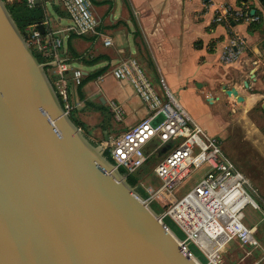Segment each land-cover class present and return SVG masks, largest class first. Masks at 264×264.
Wrapping results in <instances>:
<instances>
[{
  "label": "water",
  "instance_id": "95a60500",
  "mask_svg": "<svg viewBox=\"0 0 264 264\" xmlns=\"http://www.w3.org/2000/svg\"><path fill=\"white\" fill-rule=\"evenodd\" d=\"M133 192L69 119L0 0V264H202Z\"/></svg>",
  "mask_w": 264,
  "mask_h": 264
},
{
  "label": "built area",
  "instance_id": "2783aa9c",
  "mask_svg": "<svg viewBox=\"0 0 264 264\" xmlns=\"http://www.w3.org/2000/svg\"><path fill=\"white\" fill-rule=\"evenodd\" d=\"M26 1L32 6L36 0ZM62 6L70 20L65 31L75 35H103L97 30L98 21L92 13L90 0H62ZM258 20L259 16L251 13L245 2H241L239 7L220 6L213 17L215 23L228 27L239 21ZM39 25L44 27V33L40 32L38 24H29L22 34L29 47L44 57L52 58L51 63L55 64L54 90L68 114L72 108L69 83L74 86L80 84L83 72L74 69L70 76L67 75V64L59 60L62 40L50 31L47 20ZM102 41L105 46L112 44L106 36ZM244 45V39L239 36L230 37L221 59L225 63L233 61ZM111 74L132 86L146 113L113 140L103 141L102 150H107L117 169L120 167L131 175L138 172L152 154L159 157L152 169L158 186L145 188L149 194L147 198H142L134 190V197H139L148 206L158 196L165 198L162 217L170 216L177 223L184 235L182 240L177 238L178 242L187 246L193 244L206 258V264H222V253L233 240L242 247H260L256 226L244 223V209L250 206L258 210L260 206L252 195L248 180L223 154L219 139L194 122L167 89L159 92L136 58L120 60L111 69ZM108 108L112 118L117 122L123 121L121 105L110 101ZM204 167L206 171L197 183L177 198L175 191L179 184L193 169L202 170Z\"/></svg>",
  "mask_w": 264,
  "mask_h": 264
},
{
  "label": "crops",
  "instance_id": "0c3cea01",
  "mask_svg": "<svg viewBox=\"0 0 264 264\" xmlns=\"http://www.w3.org/2000/svg\"><path fill=\"white\" fill-rule=\"evenodd\" d=\"M36 2L42 3L50 31L61 39L63 35L66 40V46L60 49L59 60L67 64L68 76L74 69H80L86 76L106 67L93 80L94 87L87 90L88 82L83 92L85 99L95 105L107 107L114 101L122 106L124 119L120 129H113L114 137L136 124L146 113L132 86L111 74V69L120 60L129 57L138 60L159 92L165 88L173 94L204 130L206 124L195 105L203 104V97L211 98L212 102L219 98L223 101L235 99L232 95L227 96L223 87H234L251 107L261 99L264 102V8L259 0H242L250 12L254 9L259 16L257 22L239 21L230 27L215 23L213 17L216 8L224 5L239 7V0H90L92 13L98 21L97 30L103 35L82 37L65 31L70 22L65 23L69 18L62 0ZM47 5L51 13L46 12ZM234 35L244 39L245 45L233 61L225 63L221 56ZM103 36L109 37L112 44L105 46ZM68 39L78 58H72L67 51ZM96 56H100V60L94 65L81 61ZM203 87L205 92H197ZM253 87L257 91L250 92ZM259 243L260 247H242L233 240L226 246V252L238 256L236 250L242 248L245 253L240 257L241 262L252 257L251 264H264V244ZM256 252L261 255L255 257Z\"/></svg>",
  "mask_w": 264,
  "mask_h": 264
},
{
  "label": "rangeland",
  "instance_id": "374dc122",
  "mask_svg": "<svg viewBox=\"0 0 264 264\" xmlns=\"http://www.w3.org/2000/svg\"><path fill=\"white\" fill-rule=\"evenodd\" d=\"M253 3L256 4V2ZM46 12L51 13L49 5L46 6ZM67 22L70 21L66 19L65 23ZM64 39L62 35L61 40L63 41V47L66 46V40ZM50 64L52 67L45 68L48 76H52L55 70V65L51 62ZM94 85V81H90L86 89L89 90L93 88ZM249 91L254 92L257 90L253 87ZM69 92L70 104L72 108L76 109L74 115L86 125L85 128L80 129L81 132L89 141L95 143L94 146L101 148V144L105 138H103L101 134L102 128L100 123L102 119H106L107 113L100 112L94 108L84 107V102H81L78 98L76 87L71 82L69 84ZM197 92H205V88H199ZM95 100L97 102V99ZM263 103L261 99L251 107L250 103L245 101L237 102L235 99H226V101H223L222 98H219L214 99L213 102H209L203 97V104L197 103L195 107L198 115L206 124V133L216 136L219 139L223 154L232 162L234 167L245 176L251 185L253 189L252 195L259 204L260 210L247 206L244 209V223L248 226H256V237L264 244V220H262L264 216V111L261 108ZM109 120L110 124L107 127L106 131L108 134L106 133V135L108 140L111 141L114 139L115 134L113 129H120L122 123L117 122L112 117H110ZM158 159L159 157L157 155L152 154L149 157V161L145 163L138 172L133 173V176L138 181L137 183L144 190L149 185L153 187L158 186V182H156L152 171ZM204 171H206V167L202 170L193 169L191 174L176 188L175 196L180 198L188 192L201 178ZM165 204V198L158 196L151 204V209L155 213L163 216ZM165 220L166 226L174 231L177 238L182 240L184 235L181 233L177 223L170 216ZM190 245L194 254L197 255L198 249L193 244ZM236 251L239 252L238 256L226 252L225 249L222 253V264L252 263L254 259L252 257L246 259L244 262L240 261L241 255L245 253L242 248H238ZM260 255L261 254L256 252L255 257Z\"/></svg>",
  "mask_w": 264,
  "mask_h": 264
},
{
  "label": "trees",
  "instance_id": "16d2710c",
  "mask_svg": "<svg viewBox=\"0 0 264 264\" xmlns=\"http://www.w3.org/2000/svg\"><path fill=\"white\" fill-rule=\"evenodd\" d=\"M5 1L6 4V8L9 11L10 15L12 16L15 24L17 25V27L19 28V30L21 32L24 31L25 27L29 24H40L45 20V12H44V8L42 6L41 2H34V4L32 6H29L27 4L26 0H3ZM242 0H239V3H241ZM259 2L261 3L262 7L264 8V0H259ZM256 14V13H255ZM72 36H78V37H82L84 35H75L72 34ZM67 51L70 52L72 58H78V53L74 50V48L71 46V44L69 43V39H68V44H67ZM34 56L36 57V59L38 60L39 63H43L45 64V68H50L52 67V65L50 64V62L52 61V58H47L42 56V54H40L39 52H37L35 49H32ZM100 60V56H96V57H92L89 59H85L82 58L81 61L86 64V65H94L97 61ZM106 70V67H103L97 71H93L92 73L87 74L86 76H83V78L81 79L80 84H78L76 87V93L78 95V98L84 102V107H89V108H94L100 112L103 113H107L106 114V119H102L100 126L102 128V130H107L108 125L110 124V120L109 118L112 117V114L110 112V110L108 109V107H106L105 105H95L93 102L88 101L85 99V94L83 92V87L90 81L95 80L99 75H101V73H103ZM46 71V69H45ZM68 75V74H67ZM49 80L54 87L53 84V80L55 78V76H48ZM70 84V83H69ZM70 95V94H69ZM58 96V95H57ZM58 99L60 101V103L63 105V102L61 100V98L58 96ZM76 111V109L72 108L71 111H69L68 113V117L69 119L72 121V123L78 127V128H85V123L78 119L75 115L74 112ZM108 115V116H107ZM106 133L108 134V132L106 131ZM103 135V134H102ZM105 135H103V138ZM108 140V139H107ZM105 141V140H104ZM90 143L92 145H94L95 143L93 141H90ZM103 156L111 163L114 164L113 160L110 158L108 152L106 149L102 150ZM149 161V158L147 159V162ZM146 162V163H147ZM118 171L120 172L121 175L125 176V179L127 181V183L134 188V190L142 197V198H147L148 194L145 192V190L137 183V179L131 175V174H126L124 169L122 168H118ZM126 174V175H125ZM153 202L150 203V207L151 204ZM168 218L167 216L162 217V220L165 223V219ZM166 224V223H165ZM174 232V231H173ZM175 234V233H174ZM176 235V234H175ZM177 236V235H176ZM191 245L188 246L189 250L191 251V253L202 263V264H206L207 260L206 258L203 256V254L199 251V250H195L198 254L195 255L194 251L190 248Z\"/></svg>",
  "mask_w": 264,
  "mask_h": 264
},
{
  "label": "bare ground",
  "instance_id": "6f19581e",
  "mask_svg": "<svg viewBox=\"0 0 264 264\" xmlns=\"http://www.w3.org/2000/svg\"><path fill=\"white\" fill-rule=\"evenodd\" d=\"M108 174H109V175H111V173H110V172H108ZM137 198H138V200H139V201H141V199H139V197H137ZM179 243H180V242H179Z\"/></svg>",
  "mask_w": 264,
  "mask_h": 264
},
{
  "label": "flooded vegetation",
  "instance_id": "af4514ba",
  "mask_svg": "<svg viewBox=\"0 0 264 264\" xmlns=\"http://www.w3.org/2000/svg\"><path fill=\"white\" fill-rule=\"evenodd\" d=\"M104 131H105V130H101V134H103V135H104Z\"/></svg>",
  "mask_w": 264,
  "mask_h": 264
}]
</instances>
